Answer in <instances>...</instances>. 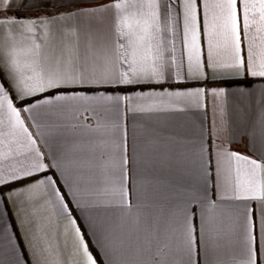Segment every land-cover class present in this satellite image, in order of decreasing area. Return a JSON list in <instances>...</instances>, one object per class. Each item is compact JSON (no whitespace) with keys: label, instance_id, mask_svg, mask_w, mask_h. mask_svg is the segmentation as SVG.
Returning a JSON list of instances; mask_svg holds the SVG:
<instances>
[{"label":"snow or ice","instance_id":"1","mask_svg":"<svg viewBox=\"0 0 264 264\" xmlns=\"http://www.w3.org/2000/svg\"><path fill=\"white\" fill-rule=\"evenodd\" d=\"M224 74L264 78V0H0V138L29 142L21 167L0 172V264H98L95 246L105 264H264V91L259 136L242 132L252 156L215 142L219 129L209 146L203 127L192 138L146 126L130 144L124 123L209 98L223 121L225 88L151 86ZM80 133L87 145L58 139ZM42 199L67 221L62 246L38 226ZM9 207L26 244L8 233Z\"/></svg>","mask_w":264,"mask_h":264},{"label":"crops","instance_id":"2","mask_svg":"<svg viewBox=\"0 0 264 264\" xmlns=\"http://www.w3.org/2000/svg\"><path fill=\"white\" fill-rule=\"evenodd\" d=\"M44 11V10H41ZM50 11V10H48ZM19 14L21 16H31L35 15V11H27L25 9L19 10L17 13L16 9L9 11V15ZM258 51H259V41ZM250 86V87H249ZM151 87L156 88H168V89H195L198 87H205L207 89L211 88H225L226 96L224 103V117L223 121L217 114V110L214 109L211 99L209 98L208 106L206 109H197L195 107H188L186 111H162L158 113H151L133 117L131 113H128L124 119V123L127 127L129 143L131 144L133 130L138 142L143 140L144 131L146 126H152L161 129L164 132H176L181 135L189 136L195 138L199 136L201 127L204 128L205 137L208 141L209 146L214 142V132L216 129L220 130L219 140L217 143H224L226 145L230 144V148L233 151H237L249 156L253 153L249 150V135L242 134L243 129L247 128L248 131L255 130L256 135L259 136V129H253V121L256 114L261 109L260 95L264 91V78H246L242 79L235 77L233 75L224 74L218 76L215 80L209 79L207 81H188L183 83H165L163 85H153ZM146 88H141L140 91H145ZM120 92H132L135 89L132 88H122L116 89ZM244 93L242 98L241 93ZM251 93V95H249ZM149 101H145L148 103ZM243 109V111H241ZM215 121V126H214ZM243 121V122H242ZM87 123L95 127V122L93 120H88ZM6 126L0 127V132H7ZM64 143L65 147L70 145L74 140L80 141L87 145L89 140V134L80 133L79 135H63L58 138ZM28 141L25 135L17 132L13 136H4L0 138V172H9L17 170L21 167L19 161H22V153H27ZM41 147H43L41 145ZM11 153L10 155H8ZM85 155L87 152L84 153ZM8 155L5 159L4 156ZM28 163V161H24ZM227 169V164L225 165ZM39 178V174L33 175L32 180ZM63 180V177H61ZM29 180H21L19 183H12L9 185L11 188H22L23 185L29 184ZM7 191V189H5ZM143 192V188H141ZM44 193L41 192V196ZM4 210V205L0 204V211ZM32 209H29L31 211ZM135 209H133V213ZM36 214L38 219V226L42 228L49 234V237L53 239V245H55L56 238H59L61 246L63 245V237L61 233L64 226L67 224L66 220H58L52 213V206L46 202V200H39L36 204ZM81 219H83V214ZM5 222L10 224L8 228V233L11 234L13 227L17 229L16 237L19 239L21 244H26L27 239L24 236V226L20 223V214L15 211L14 207H9L7 215L5 216ZM86 227L87 221H83ZM129 230L134 227L129 221L126 226ZM214 230V226H213ZM90 235V233H89ZM117 238H120V234L117 233ZM13 244L17 243L16 240L12 241ZM95 244V239L93 238V245ZM93 255L96 256L98 264H105L106 258L104 256V250L99 246L92 248ZM16 251L19 253L20 248L17 247ZM98 253V255H97ZM26 254L30 257L31 250L28 249ZM11 255V248L6 239H0V260L7 262ZM130 257L126 256L125 259ZM65 259H68L67 255ZM23 264V257H22ZM74 264V262H72Z\"/></svg>","mask_w":264,"mask_h":264},{"label":"trees","instance_id":"3","mask_svg":"<svg viewBox=\"0 0 264 264\" xmlns=\"http://www.w3.org/2000/svg\"><path fill=\"white\" fill-rule=\"evenodd\" d=\"M19 15V14H18Z\"/></svg>","mask_w":264,"mask_h":264}]
</instances>
